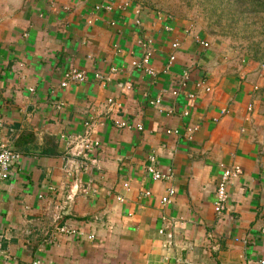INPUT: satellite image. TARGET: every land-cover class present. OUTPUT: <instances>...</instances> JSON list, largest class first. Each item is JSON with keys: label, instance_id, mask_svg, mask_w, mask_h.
Here are the masks:
<instances>
[{"label": "crops", "instance_id": "obj_1", "mask_svg": "<svg viewBox=\"0 0 264 264\" xmlns=\"http://www.w3.org/2000/svg\"><path fill=\"white\" fill-rule=\"evenodd\" d=\"M169 16L131 0H0V135L20 155L0 181V264L264 259V65ZM142 42L152 73L132 65ZM69 68L86 79L62 87ZM85 122L100 145L74 156L66 138Z\"/></svg>", "mask_w": 264, "mask_h": 264}, {"label": "rangeland", "instance_id": "obj_2", "mask_svg": "<svg viewBox=\"0 0 264 264\" xmlns=\"http://www.w3.org/2000/svg\"><path fill=\"white\" fill-rule=\"evenodd\" d=\"M183 19L207 41L264 65V7L246 0H131Z\"/></svg>", "mask_w": 264, "mask_h": 264}, {"label": "built area", "instance_id": "obj_3", "mask_svg": "<svg viewBox=\"0 0 264 264\" xmlns=\"http://www.w3.org/2000/svg\"><path fill=\"white\" fill-rule=\"evenodd\" d=\"M128 2H124L123 5H127ZM99 7V6H97ZM105 9H111V5H105ZM169 16V14H168ZM171 17V15L169 16ZM138 23V21H136ZM201 44L203 46H207L208 43L205 41H201ZM142 45L145 48L144 55L141 59L133 60L132 65L136 68H143L149 61L151 57V51L148 46V42H142ZM173 47L177 46V43L172 44ZM174 56L170 55L169 60H173ZM146 69L149 73H152L151 70L147 69L146 67L143 68ZM96 78H101L99 73L95 74ZM186 78V71L183 72L181 77V83L183 84V80ZM86 79V74L83 70L75 69V68H69L64 76L62 81L60 82V85L62 87H66L69 84H75L78 82H82ZM111 101V100H108ZM116 125L118 127H124V126H131L128 123L124 121H115ZM90 122L84 123V131L80 134H77L73 137L66 138V143L69 145L68 152L74 156H78L81 153L84 154V150L86 149H92L95 150L100 144L97 140L91 138V132L89 129ZM136 126V125H135ZM142 127L137 125V129H141ZM171 130H167V132H170ZM80 148V149H79ZM19 153L14 151L8 144V142L0 135V181H5L7 179H10L13 176V168L15 163L18 161ZM149 160L153 161L154 157L149 156ZM146 171L152 175V178L154 180L156 179H163L166 177V174L159 171L156 166L153 164H148L146 166ZM242 173L241 166L237 163H232L229 166H225L222 170L220 181L218 182L215 190V197L213 201L214 211L219 215L222 213V210L225 207V204L228 200V186ZM126 185V184H125ZM175 194L174 188H168L166 190V193L161 197V201L163 203H169L171 201L172 196ZM119 199L121 197L118 196ZM58 232H64L68 234L76 233L74 229L66 228V226L58 227ZM264 233V229L262 230ZM92 235L89 236L91 238ZM0 245H1V238H0ZM1 252V251H0ZM260 264H264V259H261L259 261ZM31 264H41V261L39 258H36L32 261Z\"/></svg>", "mask_w": 264, "mask_h": 264}, {"label": "trees", "instance_id": "obj_4", "mask_svg": "<svg viewBox=\"0 0 264 264\" xmlns=\"http://www.w3.org/2000/svg\"><path fill=\"white\" fill-rule=\"evenodd\" d=\"M248 1L252 4L251 7H253L254 11H256L257 9H263L262 7H264V0H248Z\"/></svg>", "mask_w": 264, "mask_h": 264}]
</instances>
